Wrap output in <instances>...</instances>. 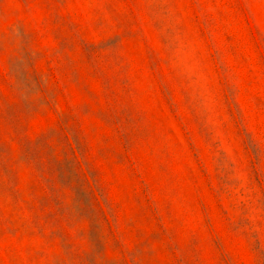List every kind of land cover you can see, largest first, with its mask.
<instances>
[{
	"label": "rangeland",
	"instance_id": "1",
	"mask_svg": "<svg viewBox=\"0 0 264 264\" xmlns=\"http://www.w3.org/2000/svg\"><path fill=\"white\" fill-rule=\"evenodd\" d=\"M0 264H264V0H0Z\"/></svg>",
	"mask_w": 264,
	"mask_h": 264
}]
</instances>
